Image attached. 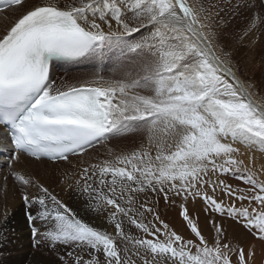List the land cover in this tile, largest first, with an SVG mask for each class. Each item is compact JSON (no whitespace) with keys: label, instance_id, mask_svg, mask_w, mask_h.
<instances>
[{"label":"snow or ice","instance_id":"snow-or-ice-1","mask_svg":"<svg viewBox=\"0 0 264 264\" xmlns=\"http://www.w3.org/2000/svg\"><path fill=\"white\" fill-rule=\"evenodd\" d=\"M28 4L0 0L5 20L9 11L19 13L0 35V125L12 158L67 161L110 138L146 133V142L131 151L109 149L108 158L84 167L75 181L87 194L85 211L107 212L114 234L42 184L39 195L22 196L33 234L40 236L37 222H44L49 228L41 239L90 256L70 251L61 264H253L254 251L227 240L214 221L210 244L186 206L200 198L205 211L238 218L264 241V169L245 164L236 146L264 153V104L236 76L231 52L216 43L219 12L189 0ZM241 6L237 0L235 7ZM258 24L264 18L256 15L241 39ZM110 55L128 70L111 78L97 71L79 84L52 77L54 60L102 63ZM11 174L22 187L33 184L19 171ZM148 192L163 194L166 202L180 197L181 216L196 239L170 229L155 202L138 203ZM146 213L162 227L145 223ZM125 223L146 235H131Z\"/></svg>","mask_w":264,"mask_h":264},{"label":"bare ground","instance_id":"bare-ground-1","mask_svg":"<svg viewBox=\"0 0 264 264\" xmlns=\"http://www.w3.org/2000/svg\"><path fill=\"white\" fill-rule=\"evenodd\" d=\"M192 2L193 1L189 0L190 4H193ZM36 4H41V3H36ZM240 8H242V6ZM248 10H249V8H248ZM4 15L5 14L0 13V35L4 34V29L6 27L10 26L12 20L14 18H16V15L18 16V12L12 13L11 11H9L7 13L9 19H7V20H5L3 18ZM234 16H232V17H234ZM235 20L236 21H235L234 25L236 23H239L242 21L240 14H239V9H237V8H236ZM237 25H239V24H237ZM237 25H236V27H237ZM86 59L87 58H82L80 61H77V62L72 63V64L53 63L51 74H53V71L58 72V70H61V69H63V70L68 69L69 70L72 67H75V66L82 64L83 62L86 61ZM114 60H117L115 55L113 56V59L110 62L111 65L113 64ZM108 63H109V61H108ZM108 63H107V58H105V60L103 62L104 67H105V75H104L105 77H113L114 73L119 75L123 71H127L126 68H121L120 65L118 67H114V68L110 69L111 71H109V68H107ZM63 72L66 74H64ZM63 74L66 77V76H68V74H71V73L69 72L67 74L66 71H61V72H59L58 79L60 78V80H62V78L64 76ZM87 75H89V74H87ZM86 77H88V76H86ZM89 77H91V76H89ZM237 77L239 78V76H237ZM140 135H141V133L138 135L139 138H140ZM138 136L137 135H131V137H134V138H137ZM123 137L124 136L117 137V140L121 139ZM132 141L133 140L129 139V137H127V139L123 138L119 142L115 143V146L113 147L114 149L113 148H111V149H113L115 152L131 151V150H133L139 146V145H134L132 147H128L129 145L127 146V144L129 142H132ZM138 141H140V140H138ZM10 146H11V143H10V140L8 139V133L0 125V151L8 152L10 150ZM239 148L241 149V153L245 154V155H243L242 158H244L246 160V162L249 164L250 167H253L254 170H257V171H259L260 169H264V158H260L258 156H253L252 155L253 152H251V154H250V152L246 151L247 149L243 145H240ZM102 150H104V148H100V150H99V147L93 148L90 151L84 153L83 155L71 157L67 162L66 161H60L57 163H53V162L46 161V160H39V161L32 160L25 155H21L20 159L18 161L17 160L13 161V164L15 166L18 165L21 173L32 178L33 184L31 186H28L30 188V190L28 192L29 196L39 195L40 192H36V189H34V187H35V185L42 184L45 187H47L49 189V191L56 194L59 199L63 200L66 204H68L69 207L73 208V210L76 211L77 213H79L83 218L89 220L90 222H93L96 226H99L102 229H107L108 231L113 232V234H114V229H113L112 225H110L108 223V220H107V212H103L99 215L90 211V210L86 212L85 211V205H86L87 194H83V193L77 191L76 186H75V181L77 179H79V173L82 171V169L84 167H87L91 163H96L99 160L108 158V154H106V155L104 154L103 156L100 155ZM247 152H248V154H247ZM250 156L254 157V160H252L251 162L249 160ZM4 161H5V156H1V154H0V167ZM15 161L17 163H15ZM70 162L77 164V165H78V163H80V165H79V167H77L75 169H71L70 173L63 176V177H66V179L64 180L65 181L64 184H61V181L53 184L52 181H55L54 175L57 176L59 173H61V170H63V168L65 167V165H67V163L72 164ZM262 178H264V177H262ZM14 182L17 183L19 185V187H21L19 182H17V181H14ZM69 184L72 185L71 189H68V188H70ZM4 187H5L4 188L5 191H3V192L5 194V197L9 198L10 192L12 190V186H10V184H9L8 187H6V186H4ZM25 188L27 189V187H25ZM145 200L149 202L150 206H152L153 203L155 202L154 210L158 213H161V215H163L162 218H163V220L166 221V223H168L169 227L180 228L182 226V223L179 220L180 219L179 211L181 209L180 204L183 203V201L180 197L170 195L169 200L166 202L164 200L163 194L148 192V193H141L138 195V203H142ZM20 201L22 204L23 199H20ZM202 204L203 203H201V201L198 198L196 199V201H192L191 198H189L186 206L188 207L190 214L193 217L197 218V221L199 222V228L201 229L202 233L208 237L209 241L212 242L214 235H215V229H214L213 223H212L214 221L215 224L219 225L223 229L224 237L227 240H230L233 244H239L240 246L244 247L246 249V251L249 249H252L254 251L255 254L252 257L253 264H264V243L263 242L255 241L254 239H252V237L242 227H239V226L232 227L228 222L220 221L217 219L215 220V218L211 219L212 217L207 215V211H205V206ZM12 208H13V212L15 214L14 218H13V226L15 228L14 229L15 234L12 238V244H13L12 250H15L16 248L19 249L20 250V253H19L20 257H18V259L12 258L11 260H10V258L6 257L8 260L5 261V258L1 259L0 264H18L23 259H24V261L28 259L29 260V261L27 260V262H29L28 264H54V263H52L53 262L52 260H56L60 264L61 263L60 260L58 261L57 259H54V258H52V260H51V258L49 259V257H48L49 254H46L47 255L46 256L44 253L41 254L40 252H37L35 250L32 251L31 248L29 249L27 247V245H29L30 243L27 242V238H23V235L24 236L28 235V240L31 239V231L29 230L30 229L29 226H27L28 224H27V220H26L27 212L29 211L28 206H24L22 204V205L17 207V204H16ZM4 209L6 210L5 205H4ZM205 216H206V218L208 217L207 220H205V218H204ZM144 218L145 219L147 218L150 222L155 221L153 219V216L151 214H148V213H146L145 216L143 217V220L146 223ZM37 224L39 225V227L41 226V222H38ZM45 226H46V228L43 229L44 232L47 231L49 228L48 224H46ZM23 227L27 228V230L24 231ZM40 229H41V227H40ZM125 229L131 235H133L135 237L141 234V230L135 228V226L128 225L127 223H125ZM22 230L24 231V234H22V232H23ZM179 230H181V229H179ZM188 230H189V228H188ZM19 231H22V232H19ZM29 242H30V240H29ZM122 243H123L122 241L118 240V244H122ZM45 246H46V248H45L46 250L51 249L53 247L54 248L56 247V245L53 246V243L51 241H48V240H47V243ZM64 246L65 247L61 248L62 247L61 246L60 248H61V250L65 251L67 253L70 251H74L80 255H83L85 257V259L90 258L88 252L82 251L80 249H74L73 247L68 246V245H64ZM19 250H17V251H19ZM89 251H91V250H89ZM13 253H15V252H13ZM8 257H10V256H8ZM138 264H139V262H138Z\"/></svg>","mask_w":264,"mask_h":264},{"label":"rangeland","instance_id":"rangeland-1","mask_svg":"<svg viewBox=\"0 0 264 264\" xmlns=\"http://www.w3.org/2000/svg\"><path fill=\"white\" fill-rule=\"evenodd\" d=\"M31 1V2H30ZM193 1V4H196L198 2H202L205 6L210 7L211 10L215 12H219V17L218 22L221 24V27L217 28L216 31L218 33V39L216 43L224 49L226 52H231V60L233 64V70L235 71L236 75L239 76V78L242 80V82L245 84L246 87H249V90L254 93V98L264 104V24H258L257 28L253 30L249 35L245 36L243 39H241V36L243 35V32L245 29L248 28L250 22L253 20V18L256 15H259L260 17L264 18V0H242V8H237L239 9V14L242 19L241 22L235 23V17H236V2L237 0H231V4H229L228 0H191ZM44 2L43 0H29V7L30 5H34L36 3H42ZM31 5V6H32ZM232 5V6H231ZM235 8V9H234ZM249 8V10H248ZM25 9H21L20 11H24ZM232 11V12H231ZM235 12V13H234ZM19 15V13H18ZM235 15V16H234ZM17 16V15H16ZM234 16V17H232ZM223 21H227V23H223ZM239 24V25H237ZM237 25V27H236ZM143 31V30H142ZM114 55H110V57L107 58V68L110 69L114 67H118L120 64L118 63L117 60H114L113 64L111 65L110 62L113 59ZM105 60V59H104ZM103 60V62H104ZM101 64L100 61L94 60V59H86L85 62L82 64L72 67L69 70L68 69H61L58 70V72L53 71L52 77L53 79H56L58 83L60 82H65L67 84H79L80 82L92 78L93 75L97 72L100 71L102 72L103 75H105V67L104 64ZM127 69V68H126ZM128 70V69H127ZM61 71H66L67 74L70 72L71 74H68V76L65 77L64 73L62 80L60 78L58 79L59 72ZM73 72V73H72ZM79 72V73H78ZM74 74V75H73ZM89 74V75H87ZM71 75V76H70ZM76 75V76H75ZM73 76V77H72ZM88 76V77H86ZM91 76V77H89ZM111 76V75H110ZM106 78H111V77H106ZM140 133H132L127 136H124L123 138L127 139H132V142H129L127 144L128 147H132L134 145H139L141 142H146V133H141L140 138L139 135ZM131 135H137V138L131 137ZM121 138V139H123ZM121 139L117 140L116 138H110L108 141L102 143L99 147L104 148V150L101 151L100 155H106L108 154V150L113 148L115 146L116 142H119ZM140 140V141H138ZM133 143V144H132ZM136 143V144H135ZM239 147L240 145H236ZM114 149V148H113ZM248 151V149L246 150ZM249 152V151H248ZM247 152V154H248ZM255 155H254V154ZM252 155L253 156H258L260 158H264V154L260 153L258 151H253ZM259 153V154H258ZM251 154V153H250ZM244 159V158H243ZM245 164H248L246 160L244 159ZM67 162V161H66ZM15 163H17L15 161ZM72 163V162H70ZM80 163L77 164H69L65 165L63 170H61V173H59L57 176L54 175L55 181H52V183H58L61 181V184H64V180L66 177H63L64 175H67L70 173L71 169H75L79 167ZM19 171L20 169L17 166H15L13 163H9L8 160H6L2 163L0 167V262L1 259L5 258V261H7V258H16L18 259L20 250L15 249L12 250V238L15 234V228L13 226V218H14V212H13V206L17 204V207L20 205H25L24 201L21 204L20 199H22V196L25 192H29L30 188L27 186V189L25 187L22 188L19 187L17 183H15V179L12 176V171ZM7 177V179H5ZM14 182V183H13ZM228 182L233 184L234 186L239 185L240 187H245L242 181L236 180L234 178L229 177ZM12 186V190L10 192L9 198L5 197V194L3 191L4 186L8 187V185ZM12 184V185H11ZM72 187L68 188L71 189ZM34 189H36V192H40L39 187L35 185ZM202 205L205 206V203L203 200L198 198ZM231 201L225 197V203H230ZM4 205L6 210L4 209ZM239 206V204L237 205ZM9 208V209H8ZM181 209L179 211V217L180 221L182 223V226L180 228H174V227H169L172 230H175L178 234L184 236L186 239H196L195 236L191 233V230H188L187 227V222L183 220V217L181 216ZM160 214V219L163 220V215ZM207 215L212 217L211 219L215 218V220H220V221H225L228 222L232 227L239 226L242 227L255 241H261L264 243V241L260 240L259 238L257 239V236L254 234V232H250L247 230L243 223L237 218L233 219L231 217H228L227 215L221 216L219 213L212 212L211 210L207 211ZM195 218V217H194ZM205 220H207L206 216L204 217ZM145 219V218H144ZM27 220V219H26ZM146 223H148L150 226L151 224L155 223L158 227H162V225H159L158 221H152L150 222L147 218L145 219ZM165 221V220H163ZM39 222V221H38ZM37 222V223H38ZM166 223V221H165ZM198 226L199 222L197 221ZM27 226H29V230L31 231V239L30 242L28 240V235L24 236L23 238H27V242L30 243L27 245V247L32 249V251H37L40 252L41 254L44 253L49 254L48 257L49 259L54 258L57 259L58 261L60 260L61 256H64L65 258L67 257V252L61 250V248L65 247L62 244H56V247L51 248L46 250V243L47 240H43L40 237L44 233L43 229L46 228V224L44 222H41V229H40V236L33 234L32 232V227L33 225L27 222ZM168 224V223H167ZM26 226V225H25ZM24 228V227H23ZM181 229V230H179ZM24 231L27 230V228L23 229ZM22 230V231H23ZM184 230V231H183ZM19 231V232H22ZM24 231L22 234H24ZM180 231V232H179ZM17 232V231H16ZM43 232V233H42ZM183 232V233H182ZM185 232V233H184ZM202 232V231H201ZM29 234V233H28ZM203 234V233H202ZM146 235L141 232L140 235L136 236H142ZM205 235V234H203ZM193 236V237H192ZM151 238V237H147ZM205 238L208 239V237L205 235ZM209 241V239H208ZM211 244V241H209ZM11 245V246H10ZM62 246V247H61ZM61 247V248H60ZM60 248V249H59ZM19 250V251H17ZM52 250V251H51ZM15 252V253H13ZM17 252V253H16ZM47 252V253H46ZM50 252V253H49ZM54 255V256H53ZM58 255V256H57ZM10 256V257H8ZM47 256V255H46ZM53 256V257H52ZM7 257V258H6ZM101 260H103V254H100ZM68 258V257H67ZM66 258V259H67ZM151 259V257H149ZM28 260V259H27ZM27 260L24 261L21 260L18 264H28ZM29 261V260H28ZM54 264H59L56 260H52ZM61 262V261H60ZM61 264V263H60Z\"/></svg>","mask_w":264,"mask_h":264}]
</instances>
